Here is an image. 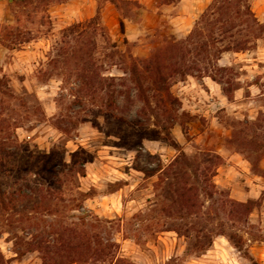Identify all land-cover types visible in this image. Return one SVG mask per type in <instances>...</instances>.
Masks as SVG:
<instances>
[{
  "label": "rangeland",
  "instance_id": "rangeland-1",
  "mask_svg": "<svg viewBox=\"0 0 264 264\" xmlns=\"http://www.w3.org/2000/svg\"><path fill=\"white\" fill-rule=\"evenodd\" d=\"M67 2L0 0V264L61 233L130 264H264V0H121L114 31Z\"/></svg>",
  "mask_w": 264,
  "mask_h": 264
},
{
  "label": "trees",
  "instance_id": "trees-1",
  "mask_svg": "<svg viewBox=\"0 0 264 264\" xmlns=\"http://www.w3.org/2000/svg\"><path fill=\"white\" fill-rule=\"evenodd\" d=\"M114 7H116V4L118 2H121V0H108ZM98 13L94 16L97 17ZM159 55H155L151 62L147 64V69L151 70V72H155L154 74L156 76H159V67L154 66V62L159 60ZM153 64V67H152ZM152 67V68H151ZM212 79V78H211ZM215 81L214 79H212ZM259 147L255 150L256 152H259ZM81 177H83V173L79 174ZM0 205H2L0 201ZM64 234V233H63ZM62 233L60 234L61 236V241H59V246L58 248H55V246L50 244L49 241L40 239L38 241H34V246L35 250H37L41 256H42V264H58L56 263V259L50 256V253L53 252L52 249H56L55 253L58 254V256H64L63 260H65L64 263L62 264H95L98 262H105V259L108 257V260L112 264H130L129 261L125 259H114V254H113V248L114 244L113 243H100L97 240V237H90L86 235H77L75 237H71L69 240H66V238L63 236L62 240ZM74 235V234H73ZM232 237L229 236V240H231ZM58 241V240H57ZM207 245H211V241H206ZM199 248H204L203 246ZM61 257V258H62ZM114 260V261H112Z\"/></svg>",
  "mask_w": 264,
  "mask_h": 264
},
{
  "label": "crops",
  "instance_id": "crops-1",
  "mask_svg": "<svg viewBox=\"0 0 264 264\" xmlns=\"http://www.w3.org/2000/svg\"><path fill=\"white\" fill-rule=\"evenodd\" d=\"M130 1V0H128ZM101 0H68L67 4H64V10L71 9V14L74 16L75 20H80L85 18H92L97 13L101 17V20L103 24L111 31H114L117 25H119V15L117 13L116 8L111 3H103L101 6H99V3ZM140 4H144L146 6V10H151L152 6V0H139ZM155 4V1L153 2ZM167 7V6H162ZM125 21V24H130V21ZM202 84L199 86V88L202 89V91H205L206 89H214V86H217L216 82L212 81L209 77L205 76L202 78ZM201 110V109H199ZM204 114L203 116L206 117L208 111L201 110ZM225 164L221 168V172L219 174V179L222 182H226L224 177H227V167L230 169H234L235 171H239L236 167L237 165L242 167L244 165V162L239 158L238 155L232 154V155H225ZM244 167V166H243ZM229 172V171H228ZM213 247H222L219 246V243L217 241H214L212 243Z\"/></svg>",
  "mask_w": 264,
  "mask_h": 264
}]
</instances>
